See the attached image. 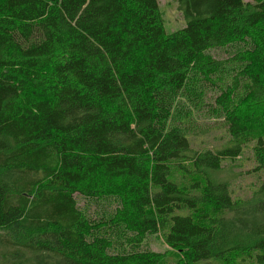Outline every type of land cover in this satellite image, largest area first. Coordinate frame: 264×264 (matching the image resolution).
<instances>
[{"label": "trees", "instance_id": "1", "mask_svg": "<svg viewBox=\"0 0 264 264\" xmlns=\"http://www.w3.org/2000/svg\"><path fill=\"white\" fill-rule=\"evenodd\" d=\"M173 1L167 32L158 0H0V264H159L149 234L264 264V177L236 197L223 164L252 144L264 169V0Z\"/></svg>", "mask_w": 264, "mask_h": 264}, {"label": "rangeland", "instance_id": "2", "mask_svg": "<svg viewBox=\"0 0 264 264\" xmlns=\"http://www.w3.org/2000/svg\"><path fill=\"white\" fill-rule=\"evenodd\" d=\"M245 1L252 2L253 0ZM158 5L162 12L164 26L167 32H173L184 25L182 15L173 0H158ZM205 93L202 103L197 104L191 111L198 128L207 130L205 135H203L202 142L199 143L201 145L200 147H208L213 144L215 136L216 139H218V136H223L221 117L215 111L213 103H209L211 91L206 88ZM252 146L251 144L244 148L242 155L238 158L230 161L227 160L223 163L226 167H229L226 170L234 175L232 192L236 197H247L251 195V191L264 177V169L258 166L259 163ZM76 198L79 207L94 219L100 216L99 213L103 209H111L113 207L112 204L108 203L98 205L97 202L85 199L78 194H76ZM141 249L161 253L162 256L159 264H176L180 257L179 252L171 250L155 234L146 236Z\"/></svg>", "mask_w": 264, "mask_h": 264}]
</instances>
